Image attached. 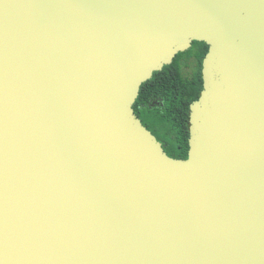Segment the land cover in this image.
<instances>
[{
    "label": "water",
    "instance_id": "1",
    "mask_svg": "<svg viewBox=\"0 0 264 264\" xmlns=\"http://www.w3.org/2000/svg\"><path fill=\"white\" fill-rule=\"evenodd\" d=\"M192 42L179 160L132 107ZM0 264H264V0H0Z\"/></svg>",
    "mask_w": 264,
    "mask_h": 264
},
{
    "label": "trees",
    "instance_id": "2",
    "mask_svg": "<svg viewBox=\"0 0 264 264\" xmlns=\"http://www.w3.org/2000/svg\"><path fill=\"white\" fill-rule=\"evenodd\" d=\"M207 51L205 43L192 42L187 51L177 53L170 65L154 72L140 86L132 107L141 124L173 159L185 160L188 155L189 105L202 91L201 63Z\"/></svg>",
    "mask_w": 264,
    "mask_h": 264
},
{
    "label": "rangeland",
    "instance_id": "3",
    "mask_svg": "<svg viewBox=\"0 0 264 264\" xmlns=\"http://www.w3.org/2000/svg\"><path fill=\"white\" fill-rule=\"evenodd\" d=\"M187 71L189 72V69Z\"/></svg>",
    "mask_w": 264,
    "mask_h": 264
}]
</instances>
